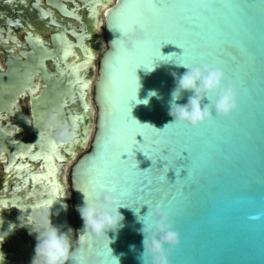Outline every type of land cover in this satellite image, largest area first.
Returning <instances> with one entry per match:
<instances>
[{"label": "water", "instance_id": "95a60500", "mask_svg": "<svg viewBox=\"0 0 264 264\" xmlns=\"http://www.w3.org/2000/svg\"><path fill=\"white\" fill-rule=\"evenodd\" d=\"M149 2L161 7L149 8ZM136 4L142 6L126 8ZM206 4L211 7H203ZM121 13L144 21V26L136 23L133 29L147 31L150 38L134 49L122 46L118 39L123 34L116 25ZM102 14L105 47L92 71V136L73 151V209L70 195L64 199L50 193L45 200L52 223L64 231L69 227V203L74 211L76 244L68 264H109L105 246L119 264H142L140 230L144 225L140 217L149 209L142 205L140 188L150 207L158 205L167 211L180 233V243L170 257L172 264H264V219L260 218L264 212V0H113ZM76 30L68 27L73 36L82 37L76 43L68 39L65 55L91 38L85 23L83 32ZM201 49L209 54L200 56ZM173 53L176 57L170 61L159 59ZM181 60L223 67L240 90L238 109L227 118L214 114L197 128L178 123L164 128L173 120L169 114L172 73L186 71L177 65ZM140 64L149 65V70L143 65L137 68ZM60 78L65 87L57 90L59 82L53 81L45 93V98L50 96L51 120L44 119L46 111L35 106L33 135L16 140L15 152L38 160L40 150L47 148L52 163L55 148L62 146L64 138H72L76 130L82 134L79 125L88 124L86 112L91 108L89 78L69 63ZM134 86L136 100L128 104ZM153 91L157 94L150 96ZM188 95L185 92L178 103H187ZM44 130H48L46 135ZM136 133L141 135L136 136L134 154L121 155ZM28 148L35 149L33 155ZM14 158L18 160V154ZM21 163L29 167L19 160ZM109 180L120 188L133 189L122 198L128 207L119 209L123 226L115 232L109 230L108 237L89 238L77 211L84 201L81 190L90 191L94 181ZM57 184L51 182V189ZM113 191L119 196L118 188ZM257 215L258 219H251ZM81 236H85L83 242ZM30 237L36 245V236ZM27 249L26 257L33 258L35 246ZM0 251L7 260L8 250Z\"/></svg>", "mask_w": 264, "mask_h": 264}, {"label": "flooded vegetation", "instance_id": "af4514ba", "mask_svg": "<svg viewBox=\"0 0 264 264\" xmlns=\"http://www.w3.org/2000/svg\"><path fill=\"white\" fill-rule=\"evenodd\" d=\"M101 1L0 0V238L5 237L0 249L9 253L2 264L32 262L26 257L27 246H35L30 237L36 236L32 225L38 220L37 211L49 209L45 200L51 193L50 183L55 182L51 179L45 186L35 180L51 165L47 148L40 150L42 158L34 160L15 152L16 140L33 135L35 106L46 111L44 119L50 118L51 101L50 96L45 98L46 90L53 81L59 82L57 90L65 87L60 72L72 64L65 55L68 39L76 43L82 37L73 36L68 27L83 32V23L88 27L87 18L100 10ZM27 152L33 155L35 149L28 148ZM17 154L18 160L14 158Z\"/></svg>", "mask_w": 264, "mask_h": 264}, {"label": "clouds", "instance_id": "9594fccd", "mask_svg": "<svg viewBox=\"0 0 264 264\" xmlns=\"http://www.w3.org/2000/svg\"><path fill=\"white\" fill-rule=\"evenodd\" d=\"M120 32L123 34V38L118 40L122 46L128 49H134L137 44L150 38L147 31L138 33L133 28L127 31L120 30ZM198 54L206 56L209 52L201 49ZM174 55L175 53L163 57H173ZM159 59L163 61L172 60ZM177 65L184 67L186 71L182 74L172 73L174 87L170 94L169 114L173 120L164 128L168 127L169 124L176 123L197 128L211 121L214 114L227 118L238 109L240 90L236 82L226 75L223 67L209 62L188 61L177 63ZM153 67L152 62L151 70ZM185 92L189 93L187 103H178ZM156 94L155 91L149 93L150 96ZM147 102V100H137V103L146 104ZM81 191L84 193V201L77 206V211L83 221V232L89 238L101 239L107 236L109 230L115 232L123 226L124 217L119 209L128 206L115 191L104 187L91 192ZM64 207L66 209L67 206L64 205ZM51 216L52 214H49L48 210L45 209L39 213L40 218L32 225V231L36 233L37 243L31 264H68L71 256V241L68 232L72 229L62 230V226L52 223ZM145 216H147L146 220L140 217L144 225L140 230L143 236V252L140 256L142 264H172L170 257L180 243V233L176 230L169 213L156 205L152 206ZM253 218L258 219L259 215ZM8 234L10 231L7 232ZM4 238H0V241ZM84 239L85 236L80 237L81 242ZM3 259L4 253L0 252V264H2Z\"/></svg>", "mask_w": 264, "mask_h": 264}, {"label": "bare ground", "instance_id": "6f19581e", "mask_svg": "<svg viewBox=\"0 0 264 264\" xmlns=\"http://www.w3.org/2000/svg\"><path fill=\"white\" fill-rule=\"evenodd\" d=\"M112 1L113 0L101 1L102 5L100 10L96 9L94 12H91L87 18L88 27L91 31L90 40L85 41L83 47L81 46L80 49L74 47L72 52L68 55V61L73 65H76L78 70H80L82 73H85L89 78L87 91L91 108L86 112L89 122L88 124L86 123L85 126L83 122L79 125L82 132L81 135L76 131L72 138H64L61 141L62 146H57V148H55L56 154L51 157L52 163L44 171L45 173L35 176V180L40 185L45 186L48 185L49 180L51 181V179H55L58 184L55 185L53 189H51V193H55L56 195L58 194L64 199L70 195V189L67 184V170L73 161V151L92 136L95 117V107L92 101V83L95 77L92 71L96 66V60L99 57V51L104 41L102 10L110 5ZM66 151L69 152V154H66ZM41 167L44 169V163H42ZM8 171L10 174L12 169L10 168ZM68 211V218L70 220L68 228L72 229V231L69 232V238L72 243L76 239V225L74 224L73 210L71 209L70 203L68 204ZM27 264H31V262L28 261Z\"/></svg>", "mask_w": 264, "mask_h": 264}, {"label": "snow or ice", "instance_id": "6c2138e0", "mask_svg": "<svg viewBox=\"0 0 264 264\" xmlns=\"http://www.w3.org/2000/svg\"><path fill=\"white\" fill-rule=\"evenodd\" d=\"M141 6H142V5H140V4H136V5L126 6V8H128V7H141ZM147 6H148L149 8H152V9H158V8L161 7V5H158V4H156V3H152V2H149ZM203 7L208 8V7H211V5H207V4H206V5H204ZM225 7H238V6H237V5H225ZM136 23H140L142 26L145 25V24H144V21H142V20H140L139 18L133 16L132 14H128L127 16H125L124 13H121L120 17H119V18L117 19V21H116V25H117V27H118L120 30H122V31H127V30L133 28V26H134ZM169 43H171V42H169ZM160 46H161V45H160ZM178 46H179V45H178ZM179 47H180V46H179ZM180 48H182V47H180ZM182 49H183V48H182ZM183 50H184V49H183ZM183 54H184V51H183ZM183 54H182V55H183ZM182 55H181V56H182ZM174 56H175V55H174ZM175 57H176V56H175ZM159 58H161V59H168V57H163L162 55H160ZM172 58H173V57H171V59H172ZM216 59H217V61H218L219 63L224 64V62L221 61V60L219 59V57H216ZM182 62H187V61H186V60H181L179 63H182ZM142 65H143L144 67H146V68H148V66H149V65H147V64H140V65H138V67H140V66H142ZM134 84H135V82H134ZM135 98H136V87L134 86V87L131 89V92H130V94H129L128 104H129V101H130V100H134ZM129 106H130V105H129ZM128 118H130V120H131L134 124H136V125H140V126H142V127H144V128H148L147 125L140 124V123H138L136 120L132 119L131 117H128ZM137 134H140V133H136L135 136H133V137L130 138L131 141H132L130 148H129L128 150L122 152L121 155H122L123 153H127L128 156H129V151L131 152L132 155L134 154V152H133V148L136 147V144L138 143V141L136 140V136H137ZM140 135H141V134H140ZM152 146L155 147V145H152ZM141 151H143L144 154H145L147 157H149V158L151 159V155H150L147 151H145V150H143V149H141ZM120 158H121V156H120ZM151 160H152V159H151ZM135 166L139 169V167H138V165H137V161L135 162ZM168 170H169V169H168ZM168 170H167V171H168ZM166 173H167V172H166ZM166 179H167V176H166ZM167 181H168V180H167ZM109 186H111V189H112V190H116L117 188L119 189V196H120L121 199L124 198V197H126V196H128V195H130V193L133 191V189H129L128 187L120 188V187L116 184L115 181H111V180H109V181H106V182H99V181H94V182H92L91 190L88 191V192H91V191H93V190H95V189H97V188H101V187L108 188ZM139 192H140V194H141V195H140V200L143 202L142 205L146 204V205H148V207H149V209H150L151 207H150L149 201L144 199V195H143V193H144V189H143V188H140V189H139ZM262 205H264V200H262ZM126 206H128V205H126ZM137 208H138V210H139V207H137ZM135 210L137 211V209H135ZM149 214H150V213H149ZM260 218H261V219H264V212L261 213V217H260ZM142 219H144V217H142ZM251 219H254V218L251 217ZM104 250H105V252H106V256H107V259H108V261H109V264H119L118 260H117L115 257H113V256L111 255V252L108 251L107 246H105Z\"/></svg>", "mask_w": 264, "mask_h": 264}, {"label": "rangeland", "instance_id": "374dc122", "mask_svg": "<svg viewBox=\"0 0 264 264\" xmlns=\"http://www.w3.org/2000/svg\"><path fill=\"white\" fill-rule=\"evenodd\" d=\"M104 47H105V42H103V44H102V47H101V49H100V51H99V56H100L102 50L104 49ZM98 60H99V57H98V59L96 60V62H98ZM92 96H93V93H92ZM72 162H73V161H72ZM72 162H71V164L69 165L68 170H67V178H68L67 181H68V187H69V189H70V201H71V205H72V209H73V201H74V198H73V193H72L71 186H70V173H71V165H72ZM73 216H74V224L76 225V219H75L74 211H73ZM75 244H76V239L71 243V248H72Z\"/></svg>", "mask_w": 264, "mask_h": 264}]
</instances>
